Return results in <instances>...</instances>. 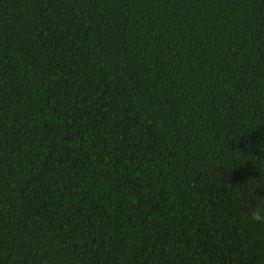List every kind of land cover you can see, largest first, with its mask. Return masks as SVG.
<instances>
[{
	"label": "trees",
	"instance_id": "obj_1",
	"mask_svg": "<svg viewBox=\"0 0 264 264\" xmlns=\"http://www.w3.org/2000/svg\"><path fill=\"white\" fill-rule=\"evenodd\" d=\"M264 0H0V264H264Z\"/></svg>",
	"mask_w": 264,
	"mask_h": 264
},
{
	"label": "clouds",
	"instance_id": "obj_2",
	"mask_svg": "<svg viewBox=\"0 0 264 264\" xmlns=\"http://www.w3.org/2000/svg\"><path fill=\"white\" fill-rule=\"evenodd\" d=\"M260 187H252L248 195L250 202L254 205L248 215L250 219L257 224H264V197H258L254 195L256 189Z\"/></svg>",
	"mask_w": 264,
	"mask_h": 264
}]
</instances>
